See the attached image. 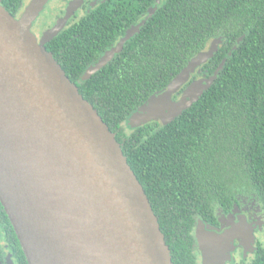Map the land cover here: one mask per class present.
<instances>
[{
  "label": "trees",
  "instance_id": "obj_1",
  "mask_svg": "<svg viewBox=\"0 0 264 264\" xmlns=\"http://www.w3.org/2000/svg\"><path fill=\"white\" fill-rule=\"evenodd\" d=\"M26 3L1 1L15 17ZM153 6L121 50L82 79ZM45 13L37 16L46 23L41 33L56 24ZM217 38V50L198 69L209 77L222 68L202 94L165 125L130 127L129 117ZM45 48L115 134L173 264H196L197 219L217 222L215 209L229 212L241 198L260 205L264 239V0H103L52 35ZM0 227L14 264H28L1 204ZM4 255L0 249V261Z\"/></svg>",
  "mask_w": 264,
  "mask_h": 264
},
{
  "label": "water",
  "instance_id": "obj_2",
  "mask_svg": "<svg viewBox=\"0 0 264 264\" xmlns=\"http://www.w3.org/2000/svg\"><path fill=\"white\" fill-rule=\"evenodd\" d=\"M0 0V204L28 264H59L29 212L16 180L21 178L57 212L58 223L83 264H173L158 218L130 168L115 134L79 93L31 23L48 0H30L19 17ZM146 16L131 26L82 75L88 79L138 32ZM221 39L198 52L161 92L151 95L128 119L165 125L189 107L214 81L191 75L212 57ZM200 222L197 237L205 257L217 244ZM204 241V242H203ZM216 244V246H215ZM12 264V262H11Z\"/></svg>",
  "mask_w": 264,
  "mask_h": 264
},
{
  "label": "flooded vegetation",
  "instance_id": "obj_3",
  "mask_svg": "<svg viewBox=\"0 0 264 264\" xmlns=\"http://www.w3.org/2000/svg\"><path fill=\"white\" fill-rule=\"evenodd\" d=\"M75 4L73 7L66 4L72 2L71 0H48L44 5L46 8L41 11H46L45 15L51 16L55 20L54 23L64 18V26L70 21L79 19L80 17L88 14L103 0H73ZM69 12L67 13V11ZM40 11V12H41ZM41 15V14H40ZM39 15V17H40ZM37 17L31 23V29L38 36L42 29L46 28V23ZM42 19H46L45 17ZM50 19V20H51ZM58 28V27H57ZM62 28V29H63ZM200 70L197 69L196 72ZM201 73L199 77L191 75L189 81L173 95V99H178L183 93L185 87L194 79L206 77ZM194 78V79H193ZM159 121V120H151ZM160 122V121H159ZM239 205H234L229 212H225L221 207H217L214 211L217 222H207L197 219L193 238H194V253L196 264H264V252H262L263 243V212L257 200L253 197L241 198ZM258 205L260 213L257 216H252L250 210L253 206ZM200 222L203 223V228L209 233L216 235H224V238H219L220 249L218 254L205 257L200 249L199 240L197 237V228ZM227 236V238H226ZM0 249L4 252V260L0 264H14V260L10 256L7 244L3 238V231L0 227Z\"/></svg>",
  "mask_w": 264,
  "mask_h": 264
},
{
  "label": "bare ground",
  "instance_id": "obj_4",
  "mask_svg": "<svg viewBox=\"0 0 264 264\" xmlns=\"http://www.w3.org/2000/svg\"><path fill=\"white\" fill-rule=\"evenodd\" d=\"M16 185L17 188L21 190L29 212L35 219L36 223L40 226L58 263L83 264L80 260L79 253L75 250L67 232L59 225L57 212L48 208L32 186L27 184V182L21 178L16 180ZM221 238L223 239L224 235H220V239ZM214 240H216L215 242L217 244L219 243V239H216L212 234H208L205 239V241L211 242H214Z\"/></svg>",
  "mask_w": 264,
  "mask_h": 264
},
{
  "label": "rangeland",
  "instance_id": "obj_5",
  "mask_svg": "<svg viewBox=\"0 0 264 264\" xmlns=\"http://www.w3.org/2000/svg\"><path fill=\"white\" fill-rule=\"evenodd\" d=\"M29 1L30 0H27V3H26V5H25V8H26V6L28 5V3H29ZM72 2H66V4L68 5V3H69V6H71V7H73L74 6V4H75V1H73V0H71ZM46 7H48V6H46ZM45 6H43V9L44 8H46ZM43 11V10H42ZM40 12L41 14L43 13V12ZM69 12V10L67 11V13ZM22 14V13H21ZM20 14V15H21ZM66 15L67 14H65L64 16L66 17ZM38 16V15H37ZM36 16V17H37ZM64 17V18H65ZM64 18L63 19H60L58 22H56V24H55V26L51 29V30H47V31H44L43 33H41V31H40V33H41V38L42 39H45V38H47L48 36H50L54 31H59V30H61L62 28H63V26H64ZM36 19V18H35ZM34 19V20H35ZM58 27V28H57ZM43 31V30H42ZM195 75L197 76V77H199L200 75H201V72L198 70L197 72H195ZM129 122V121H128ZM129 124V126L130 127H134V126H131L130 125V123H128ZM255 204V203H254ZM248 212H250L251 213V215L254 217V216H257L258 217V214L260 213V208H259V206L258 205H254L253 206V209L252 210H250V211H248Z\"/></svg>",
  "mask_w": 264,
  "mask_h": 264
}]
</instances>
